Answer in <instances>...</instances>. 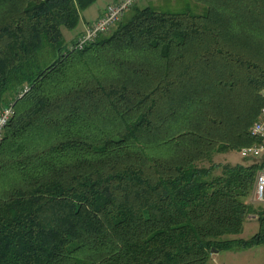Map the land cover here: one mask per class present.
<instances>
[{"label":"trees","instance_id":"trees-1","mask_svg":"<svg viewBox=\"0 0 264 264\" xmlns=\"http://www.w3.org/2000/svg\"><path fill=\"white\" fill-rule=\"evenodd\" d=\"M95 1L0 0V264H207L264 245L247 202L264 161L213 163L256 142L264 0L133 5L74 49L62 29ZM251 216L257 232L232 238Z\"/></svg>","mask_w":264,"mask_h":264},{"label":"rangeland","instance_id":"rangeland-1","mask_svg":"<svg viewBox=\"0 0 264 264\" xmlns=\"http://www.w3.org/2000/svg\"><path fill=\"white\" fill-rule=\"evenodd\" d=\"M114 0H96L93 4L84 9L80 14V19L75 26V28L68 30L62 29V34L65 41L71 45L76 37L81 33V30L90 23L95 22L99 14L102 12L103 7L107 6L109 2ZM153 5L155 8L160 10H180L185 8V3L178 0H139L135 6L140 8ZM191 10L194 12H199L202 6H196L194 3H191ZM132 10L130 8L125 12L119 20L124 18ZM118 20V21H119ZM114 27V26H113ZM113 27L107 31L110 32ZM240 151V150H239ZM239 151H229L224 154H217L213 158V163L215 164H237L243 163L245 158L241 157ZM260 170V169H259ZM248 203L254 205V207H260L261 205L254 202L253 194L247 199ZM258 230V222L255 216H251L243 224V229L241 233L232 238L237 239H249L254 235ZM207 264H264V245L252 246V247H233L230 249H222L217 252H212Z\"/></svg>","mask_w":264,"mask_h":264},{"label":"built area","instance_id":"built-area-1","mask_svg":"<svg viewBox=\"0 0 264 264\" xmlns=\"http://www.w3.org/2000/svg\"><path fill=\"white\" fill-rule=\"evenodd\" d=\"M138 1L117 0L107 5L104 14L95 22L86 25L83 31L76 37L71 47L77 50L83 49L87 44L93 42L99 34L109 31L120 17ZM261 95L264 98V90L261 92ZM12 116V104L3 106L0 109V139L5 126ZM249 132L256 139V142L250 146L241 148L239 151L240 156L264 161V105L259 110L258 116L251 125ZM252 194L254 202L261 205L264 210V166L256 174Z\"/></svg>","mask_w":264,"mask_h":264},{"label":"crops","instance_id":"crops-1","mask_svg":"<svg viewBox=\"0 0 264 264\" xmlns=\"http://www.w3.org/2000/svg\"><path fill=\"white\" fill-rule=\"evenodd\" d=\"M115 1H117V0H114L113 2H109L107 5H109V4H111V3H114ZM106 7H107V6H104V7H103L102 12L99 14V16H98V18H97L96 20H98V19L104 14ZM96 20H95V21H96ZM93 22H94V21H93ZM82 31H83V30H81V32H82Z\"/></svg>","mask_w":264,"mask_h":264}]
</instances>
